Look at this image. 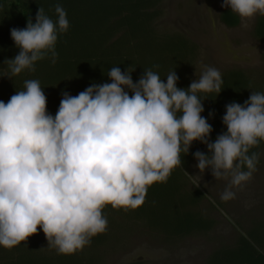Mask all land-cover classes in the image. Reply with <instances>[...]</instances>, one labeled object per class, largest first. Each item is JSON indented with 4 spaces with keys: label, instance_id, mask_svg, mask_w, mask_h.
Here are the masks:
<instances>
[{
    "label": "clouds",
    "instance_id": "obj_1",
    "mask_svg": "<svg viewBox=\"0 0 264 264\" xmlns=\"http://www.w3.org/2000/svg\"><path fill=\"white\" fill-rule=\"evenodd\" d=\"M222 7L242 19L264 16V0H223ZM55 13L54 21L40 7L35 23L29 18L25 28L10 29L20 49L4 61L10 78L34 72L35 62L49 54L56 63L58 35L70 23L60 4ZM107 75L110 83H94L75 96L62 92L54 117L36 79L25 80L7 103L0 100V246L12 249L39 226L58 254L82 251L107 231L106 205L125 211L141 206L148 186L167 182L193 141L210 153L193 154L201 173L211 168L216 179L231 176L222 200L235 197L231 186L252 178L258 156L249 151L264 141V93L252 91L243 104L225 105L227 130L210 142L213 129L201 115L198 93H220L217 68L205 66L187 89L177 87L175 71L166 83L151 69L137 82L116 66Z\"/></svg>",
    "mask_w": 264,
    "mask_h": 264
},
{
    "label": "trees",
    "instance_id": "obj_2",
    "mask_svg": "<svg viewBox=\"0 0 264 264\" xmlns=\"http://www.w3.org/2000/svg\"><path fill=\"white\" fill-rule=\"evenodd\" d=\"M57 4L65 9L70 27L58 35L56 63H52L49 54L35 62L34 72L26 69L10 78L4 61L20 51L10 29L25 28L29 18L35 23L40 7L55 21ZM159 14V0H0V100L7 103L17 91L24 90L25 80L36 79L47 97L46 110L54 117L62 92L75 96L94 83H110L107 72L113 66L131 72L133 82L151 69L166 83L167 74L175 71L179 77L177 87L187 89L198 45L181 32L160 34L154 27ZM219 19L229 27L239 23L238 14L230 9H223ZM253 36L264 40V16L257 17ZM244 74L239 69L222 71L220 93H198L204 107L201 115L213 129L210 142L227 130L222 123L225 105L243 104L252 91L258 90L248 86ZM125 91L132 95L130 89ZM263 147L261 141L250 149L249 155L257 154ZM197 150L210 155L205 144L193 141L188 154H180L182 164L172 170L167 182L148 186L141 206L125 211L106 205L102 215L108 220L107 231L92 237L90 245L82 251L58 254L48 247L39 227L36 234L10 250L0 246V264H98L103 246L115 245L120 237L137 227L155 232L165 240L211 230L213 220L196 209L204 194L195 186L187 187L184 173L188 164L196 160L193 154ZM208 264H264V223L254 222L246 235L240 234L234 243L215 249Z\"/></svg>",
    "mask_w": 264,
    "mask_h": 264
},
{
    "label": "rangeland",
    "instance_id": "obj_3",
    "mask_svg": "<svg viewBox=\"0 0 264 264\" xmlns=\"http://www.w3.org/2000/svg\"><path fill=\"white\" fill-rule=\"evenodd\" d=\"M222 4L223 0H159L160 14L154 27L160 34L184 33L198 45L189 74L192 81L199 79L205 66L220 72L239 68L245 72L248 86L264 93V42L253 36L259 14L251 19L239 17V23L229 27L219 19V13L225 9ZM257 156V170L252 178L231 186L235 197L227 201L221 199V194L229 188L230 175L216 179L211 168L201 173L197 160L184 169L187 187L195 186L204 194L196 209L213 220L211 230L165 240L155 232L137 227L115 245L103 246L98 264H208L215 249L234 243L240 234L246 235L254 222L264 223V147Z\"/></svg>",
    "mask_w": 264,
    "mask_h": 264
},
{
    "label": "flooded vegetation",
    "instance_id": "obj_4",
    "mask_svg": "<svg viewBox=\"0 0 264 264\" xmlns=\"http://www.w3.org/2000/svg\"><path fill=\"white\" fill-rule=\"evenodd\" d=\"M225 9H228V8H225ZM254 39H256V40L259 41V42H264V40H259V39L256 38V37H254ZM236 69H239V68H236ZM239 70H241V69H239Z\"/></svg>",
    "mask_w": 264,
    "mask_h": 264
}]
</instances>
